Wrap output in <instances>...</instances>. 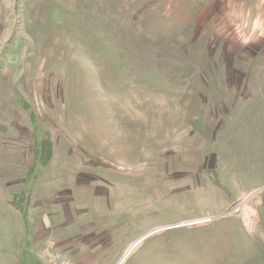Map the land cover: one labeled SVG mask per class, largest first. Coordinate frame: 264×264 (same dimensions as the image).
Returning <instances> with one entry per match:
<instances>
[{
  "label": "rangeland",
  "instance_id": "1",
  "mask_svg": "<svg viewBox=\"0 0 264 264\" xmlns=\"http://www.w3.org/2000/svg\"><path fill=\"white\" fill-rule=\"evenodd\" d=\"M48 239L264 264V0H0V264Z\"/></svg>",
  "mask_w": 264,
  "mask_h": 264
},
{
  "label": "built area",
  "instance_id": "2",
  "mask_svg": "<svg viewBox=\"0 0 264 264\" xmlns=\"http://www.w3.org/2000/svg\"><path fill=\"white\" fill-rule=\"evenodd\" d=\"M42 257L45 264H76L74 258L58 247V244L53 239H48L44 243Z\"/></svg>",
  "mask_w": 264,
  "mask_h": 264
},
{
  "label": "water",
  "instance_id": "3",
  "mask_svg": "<svg viewBox=\"0 0 264 264\" xmlns=\"http://www.w3.org/2000/svg\"><path fill=\"white\" fill-rule=\"evenodd\" d=\"M135 245H137V243L134 244V245L131 247V249L128 251L127 255L124 257L123 261H124L125 259H127L128 254L134 249ZM123 261H122V262H123ZM122 262H121V263H122Z\"/></svg>",
  "mask_w": 264,
  "mask_h": 264
},
{
  "label": "bare ground",
  "instance_id": "4",
  "mask_svg": "<svg viewBox=\"0 0 264 264\" xmlns=\"http://www.w3.org/2000/svg\"><path fill=\"white\" fill-rule=\"evenodd\" d=\"M234 210H238V208L236 207V208H234L233 210H231V211H234ZM230 211V212H231ZM246 215L248 216V213L246 212Z\"/></svg>",
  "mask_w": 264,
  "mask_h": 264
}]
</instances>
